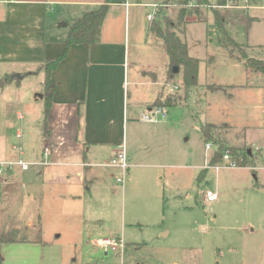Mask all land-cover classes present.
Listing matches in <instances>:
<instances>
[{
  "label": "rangeland",
  "instance_id": "374dc122",
  "mask_svg": "<svg viewBox=\"0 0 264 264\" xmlns=\"http://www.w3.org/2000/svg\"><path fill=\"white\" fill-rule=\"evenodd\" d=\"M170 2L178 3L177 0ZM192 2L185 8L183 22L177 18L181 7L164 11L141 6L131 8L129 17L125 20L122 17L116 23L120 39L124 36L129 46L131 62L156 63L154 68L159 70L158 63L165 55L164 42L152 24L176 30L186 42L188 53L199 59L196 86L183 87V73L179 68L165 88H172L166 97L176 103L164 108L163 118L168 123L170 146L165 164L171 165L153 169L147 166L152 162L141 157L137 160L141 165L135 167L127 159L124 179L118 180V173L110 177L108 184L117 190L115 196L121 200L120 212L124 219L122 227H112L110 232L122 237L123 252L109 250L105 254L99 247L86 244L81 214L88 209L87 200L84 205H74L70 216L72 227L67 226L70 219L65 214L68 211L65 206L57 210L46 206L41 214L39 234L31 237L39 241L28 243L23 241L26 237L22 241L0 238V264H263L264 70H251L240 61L249 58L264 66V9L255 12L249 9L246 13V8H211L208 3L195 6V0ZM260 2L264 4V0ZM216 11L225 17V29L227 22H232L230 32L226 29L232 42L225 45L219 42L216 28L208 26L213 23ZM150 12L152 20L147 19ZM254 13L259 16L258 20L248 16ZM61 23L58 34L65 37L70 22ZM146 49H152L153 54H146ZM243 83L244 86L238 85ZM30 96L32 99H26L30 104L13 101L5 106V115L0 112V132L10 145L16 140L14 127L22 126L24 139L32 141L30 147L36 149L44 136L41 126L44 100L35 101ZM246 103L260 104V108ZM16 110L25 114L23 121L16 119ZM144 111L149 113L147 108ZM207 122L215 123L208 124L211 125L209 134L215 140L205 141L202 135L201 126ZM223 141L240 145L248 153V160L242 163L237 155L239 151L235 154L230 149L238 164L246 168H224L216 173L206 166L217 143L221 142L222 152L231 147ZM205 142L212 144L210 149H205ZM9 151L16 153L11 148ZM100 160L109 163L110 157L102 152ZM203 167H207L206 174L198 179ZM207 189L217 195L210 203L204 202ZM1 193L0 187V237L11 210L22 217L18 201L7 195L4 198ZM94 204L91 200L90 207ZM6 232L12 238L17 234V230Z\"/></svg>",
  "mask_w": 264,
  "mask_h": 264
},
{
  "label": "crops",
  "instance_id": "0c3cea01",
  "mask_svg": "<svg viewBox=\"0 0 264 264\" xmlns=\"http://www.w3.org/2000/svg\"><path fill=\"white\" fill-rule=\"evenodd\" d=\"M103 1L0 0V79L4 81L0 85V101L3 102L0 104V112L5 115V106L13 101L30 104V101H26L27 98L32 99L29 95H32L35 101L44 100L41 117L44 136L39 147H30L29 143L32 141L24 139L22 126L14 127V138L17 142L14 140L10 145L0 132V163L16 162L19 157L17 146L21 145L22 158L29 164L27 168L16 164L12 169L0 174L3 197H14V202L17 200L22 206V217L14 215L12 210L6 215L3 223L5 230L2 233L17 230L15 238L8 241H22L23 237H26L23 241L28 243L39 241L38 238L31 237L39 234L41 214L46 210V206L55 210L65 206L68 209L65 214L70 219L74 205H84L88 200V209L83 210L81 214L84 221L82 236L87 239L86 244L97 246L99 239L115 237L110 232L112 227H122L124 224L120 212L121 200L115 196L117 190L108 184L110 177H114L115 173H118L116 178L122 175L120 167L111 162L119 146L124 145L125 154L132 166H140L137 160L141 157L148 158L152 163L147 166L153 169L171 165L165 164L170 147L168 123L163 120L166 113L162 115L155 112L159 105L154 104L155 100L163 99L172 92V88L165 90L175 73L172 70V74H168L165 43L163 59L159 50L162 59L158 63L159 70L154 68L156 63L147 65L141 61L131 62L128 58L129 46L124 36L120 39L116 23L122 17L123 20L129 17L131 8H155L153 5H156L159 10L164 11L174 7L185 9L193 4V0H189L188 4H164L165 0L111 2L98 40L93 43H74L66 49L65 37L58 34L61 22L65 20L69 23L82 11ZM240 1L243 3V0ZM260 3V0H247L246 6L240 8L248 9L246 13H249V9L254 12L263 10L264 4ZM161 4H164L163 7L159 6ZM184 11L186 12V9ZM52 16L56 18L53 19ZM248 16L254 20L259 19L255 13ZM212 20L214 21V17ZM51 21H54L52 25ZM223 21L225 24L224 16ZM227 24L226 29L230 32L232 22ZM64 52V56L51 71L56 86L49 97L50 108L44 124L47 97L45 63L62 56ZM146 54L151 56L153 50L146 49ZM240 62L244 63V60ZM21 86L24 88L20 89ZM246 105L260 108V104ZM161 107L164 111L165 107ZM144 108H147L149 113L145 112ZM252 112L256 114L254 110ZM142 114H150L151 119H143ZM15 116L19 121L26 118L19 110H16ZM17 133H20L21 137H17ZM44 146L50 148L46 163L42 161ZM10 148L16 153H10ZM102 152L110 157L109 163L101 162ZM206 170L207 168H201L197 178H202ZM218 171L216 170V173ZM121 179L123 180L124 176ZM258 189L260 190V187ZM154 193H157V189ZM91 200H94L95 204L90 207ZM204 202L212 201L207 202L204 199ZM72 225L70 219L67 226ZM29 234L31 236L28 237Z\"/></svg>",
  "mask_w": 264,
  "mask_h": 264
},
{
  "label": "trees",
  "instance_id": "16d2710c",
  "mask_svg": "<svg viewBox=\"0 0 264 264\" xmlns=\"http://www.w3.org/2000/svg\"><path fill=\"white\" fill-rule=\"evenodd\" d=\"M124 0H104L101 4L94 6L92 8H88L79 16H76L68 25L67 33L64 38L66 49L69 45L74 43H93L98 40L101 26L104 21L108 6L111 2H123ZM171 0H165L163 3L168 4ZM179 4H188L189 0H177ZM220 4H224L225 0H216ZM196 5L198 6L200 4L204 3H211L210 0H196ZM171 3V2H170ZM184 7L180 9L178 19L180 22H183L184 16L186 12L184 11ZM210 26V25H209ZM213 28H216V30L219 32V42L223 45H225V42L228 43V41L232 42V38L228 35L225 27H224V21L223 16L220 15L217 11L214 12V21L212 24ZM152 28L157 31V34L163 39L165 43V49L168 55V63H169V69L168 74L169 76L172 74V68L174 66H177L178 68L182 69V85L185 89H189L193 86L197 85V75H198V68H199V59L197 57L191 56L188 53L187 44L185 41H183L176 30H164L160 27L158 24H152ZM179 31V30H178ZM65 49V51H66ZM65 52L62 56L57 57L55 60H50L45 63V89L47 92V97L45 101V107H44V117L43 122L45 124L47 120V116L49 113L50 108V99L51 92L55 89V81L51 77V71L54 69V67L57 65L58 61L64 56ZM244 64L249 67L251 70L258 71V70H264V66L261 65L260 61L258 60H252L247 58L244 60ZM159 100V101H158ZM155 105L168 107L175 105V102H171L169 98H165V100L157 99L154 102ZM210 123H207L205 125L201 126V132L202 135L206 140H215L214 137L212 138L209 134V129L211 125H208ZM221 142L217 143V148L214 150V152L211 155V158L209 160L210 164L216 163L219 161L222 157V147ZM225 148V147H224ZM233 151V153L237 154L241 157L242 163L246 162L248 160V153L244 151L243 149L239 147H229ZM236 151H239L236 153ZM201 175V174H200ZM199 176V174H198ZM1 239L8 241L13 240L12 237H9L7 233L1 234ZM264 264V263H263Z\"/></svg>",
  "mask_w": 264,
  "mask_h": 264
},
{
  "label": "built area",
  "instance_id": "2783aa9c",
  "mask_svg": "<svg viewBox=\"0 0 264 264\" xmlns=\"http://www.w3.org/2000/svg\"><path fill=\"white\" fill-rule=\"evenodd\" d=\"M4 1H11V0H4ZM247 0H243V3H241L240 0H225L224 4L218 3L216 0H212L211 3H208L207 5L210 6L211 8H226V7H231V8H240V7H245V3ZM164 5V4H161ZM156 7V5H153ZM147 19L152 20L153 19V13L150 12L147 14ZM155 112L161 113L162 115L165 114L161 106H157L155 108ZM143 119H151L150 114H142ZM17 137H21L20 133L16 134ZM211 143L205 142V149L208 150L211 147ZM17 150L19 151V157L18 160L14 163L12 162H1L0 163V174L3 171H7L12 169L16 164L21 166L22 168H27L29 165L27 162H25L22 158L23 155V148L21 145L17 146ZM49 153H50V148L49 146H44L42 149V161L46 163L49 159ZM222 160V161H221ZM226 161V162H225ZM111 162L113 164H116L120 167L122 170V175L118 177V180L123 178L124 172L127 169V156L125 154V149L124 145H120L117 153L115 156L111 159ZM208 167H211L215 170H220L224 168H240L242 165L238 164V162L234 159L232 156L231 150L227 149L226 152H222V157L219 161L216 163L210 164L208 163L207 160V165ZM207 168V167H206ZM217 195L215 192L211 190H206L205 191V200L207 202L214 201L216 199ZM96 245L102 249L105 253H107L109 250L111 251H117V252H123L125 248V242L121 237H103L99 239L96 243Z\"/></svg>",
  "mask_w": 264,
  "mask_h": 264
},
{
  "label": "water",
  "instance_id": "95a60500",
  "mask_svg": "<svg viewBox=\"0 0 264 264\" xmlns=\"http://www.w3.org/2000/svg\"><path fill=\"white\" fill-rule=\"evenodd\" d=\"M172 70L174 71V72H177L178 70H179V68L177 67V66H174L173 68H172ZM3 79H0V85H2L3 84Z\"/></svg>",
  "mask_w": 264,
  "mask_h": 264
}]
</instances>
